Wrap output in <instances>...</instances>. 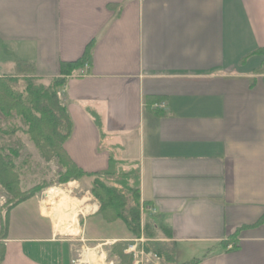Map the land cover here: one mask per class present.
<instances>
[{"label":"crops","instance_id":"obj_1","mask_svg":"<svg viewBox=\"0 0 264 264\" xmlns=\"http://www.w3.org/2000/svg\"><path fill=\"white\" fill-rule=\"evenodd\" d=\"M90 45L86 76L61 89L64 148L86 173L138 172L145 221L171 250L148 264L175 262L178 247H191L185 264H264V0H0V76L21 60L48 84ZM46 201L12 209L0 264H72ZM98 210L87 243L132 240Z\"/></svg>","mask_w":264,"mask_h":264},{"label":"trees","instance_id":"obj_2","mask_svg":"<svg viewBox=\"0 0 264 264\" xmlns=\"http://www.w3.org/2000/svg\"><path fill=\"white\" fill-rule=\"evenodd\" d=\"M92 48V45L88 46L83 59L62 64L60 77L51 79L48 84L42 83L40 79L34 76L35 71L32 65L26 61H16V75L0 77V113L8 119L16 116L21 120L22 125L26 128L23 133L34 143L44 160L47 162L52 159L58 160L59 165L66 170V173L62 175V183L78 181L84 177L93 178L92 195L101 203L98 213L108 223L121 220L135 238H140L142 220L138 172L135 178L136 188L127 193L125 190L128 191V189L124 185L111 181L112 170L86 173L69 158L64 148L65 143L72 135V121L63 101L61 89L66 84V77L71 76L75 69L84 66L89 59ZM254 54L264 57V48L259 49ZM257 74L264 75V61ZM21 81L25 83L22 90L18 89ZM18 131L22 130L16 129L12 133L0 130V136L13 135ZM1 152L0 149V185L10 194V199H8L0 219V240L3 241L8 238L9 214L12 209L41 193L44 187L37 186L22 192L18 184V177L12 171V164L1 155ZM129 196L133 200V206L129 204ZM263 223L264 215L253 227H259ZM147 227L149 226L144 224L143 229ZM242 229L243 227L240 230ZM222 245L225 250H228L230 245H233V249L238 248L237 242L233 239L224 242ZM127 246V242H118L112 247L121 258L122 264H133L132 259L123 254ZM149 247L147 244L145 249L162 258L161 252ZM3 256L4 245L0 242L1 260ZM194 263L195 261L188 264Z\"/></svg>","mask_w":264,"mask_h":264},{"label":"rangeland","instance_id":"obj_3","mask_svg":"<svg viewBox=\"0 0 264 264\" xmlns=\"http://www.w3.org/2000/svg\"><path fill=\"white\" fill-rule=\"evenodd\" d=\"M0 73H11V71H0ZM16 75V74H14ZM4 76V75H2ZM0 76V77H2ZM11 76V75H10ZM25 83L23 81L20 82L18 89H23ZM21 129L22 131H18L13 135H1L0 136V149L2 150L1 155L9 161L13 166V173L18 177V184L22 192L31 190L37 186H43L41 197L43 201L48 197L47 192L52 188H59L65 192V195L69 198V200L80 202L79 206H77V221L79 233H67V234H59L60 239L68 241V243H72L75 246L74 255L76 260H82L85 253H93L95 254V263H100V257L104 256V264H122L121 258L116 254L113 247H102V245H93L92 243H87V241L83 238V234L81 232L83 220L88 216L89 213L95 207H101L100 201L92 195V186H93V178L84 177L78 181H70L68 183H62V175L66 173V170L59 165L57 159H52L51 161H46L40 155L38 149L35 147L34 143L30 140L28 136L23 133V130L26 129L21 120L14 116L13 118H6L2 113H0V130L12 133L13 130ZM112 182H118L124 185L129 192L131 189L136 188V180L137 171L131 172H117L112 170ZM86 178H89L92 181L91 185L86 182ZM113 185H115L113 183ZM116 186V185H115ZM23 187V189H22ZM119 189H122L119 186H116ZM130 198V206H133V200ZM10 199V194L0 185V219L2 217V213H4L5 205ZM47 209H51L45 213L52 219L54 224L55 215L56 221L59 219V215L52 211V201H46ZM95 206V207H94ZM90 207V208H89ZM89 208L90 211L86 209ZM52 211V213H51ZM99 211V210H98ZM146 212V207L142 205L140 207L141 220H142V230L141 237L133 238L131 241H126L128 246L124 249L123 254L131 258L134 264L133 256L128 254V249L130 246L138 242L140 244L139 248L142 246L145 247L147 244L153 248V250L161 252L162 255L168 256L167 252L171 251L167 245L159 242L160 238L158 233L156 232L154 223L150 221H145L147 218L144 214ZM56 224V223H55ZM148 225L146 229L144 227ZM54 226V225H53ZM1 227V226H0ZM1 230V228H0ZM56 230V229H55ZM129 230V229H128ZM57 231V230H56ZM130 231V230H129ZM2 243L3 241L0 240ZM149 247V248H150ZM93 250V251H92ZM146 250V249H145ZM186 250L190 251L191 247H187L185 251L178 247V254L175 262L167 263V264H185L189 262L191 259L189 255L186 254ZM148 252V250H146ZM151 253V252H150ZM206 252L202 254H206ZM170 256V255H169ZM201 256V255H200ZM203 256V255H202ZM201 256V257H202ZM199 257V258H201ZM160 259V258H159ZM157 260L158 259H153ZM87 264H94L91 261H88Z\"/></svg>","mask_w":264,"mask_h":264},{"label":"bare ground","instance_id":"obj_4","mask_svg":"<svg viewBox=\"0 0 264 264\" xmlns=\"http://www.w3.org/2000/svg\"><path fill=\"white\" fill-rule=\"evenodd\" d=\"M48 198L52 201V211L56 212L60 217L57 220L56 229L60 234L79 233L78 221H77V206L80 202L69 200L65 195V192L59 188H52L47 192ZM95 207V206H94ZM96 208V207H95ZM90 211L89 208L86 209ZM93 251V250H92ZM95 254L85 253L82 262L87 263L88 261L95 263ZM104 258L101 257L100 261L104 264Z\"/></svg>","mask_w":264,"mask_h":264},{"label":"built area","instance_id":"obj_5","mask_svg":"<svg viewBox=\"0 0 264 264\" xmlns=\"http://www.w3.org/2000/svg\"><path fill=\"white\" fill-rule=\"evenodd\" d=\"M88 68H89V65L85 64L83 69L78 74V77L86 76ZM164 107H165L164 103H160L156 105V108L158 109H162ZM151 212L155 213V210H151ZM232 248H233V245L228 246L229 250ZM128 250H129L128 254L133 256L134 258V264H148L151 262V258L158 259L155 255L146 253L143 248H139L138 242L130 246ZM72 264H87V263H83L82 260L73 259Z\"/></svg>","mask_w":264,"mask_h":264}]
</instances>
